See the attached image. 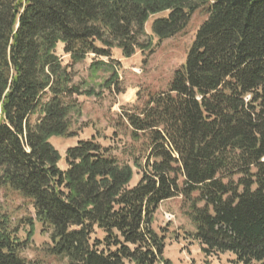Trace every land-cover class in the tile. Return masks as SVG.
Here are the masks:
<instances>
[{
	"label": "trees",
	"instance_id": "16d2710c",
	"mask_svg": "<svg viewBox=\"0 0 264 264\" xmlns=\"http://www.w3.org/2000/svg\"><path fill=\"white\" fill-rule=\"evenodd\" d=\"M200 8L166 88L118 114L123 156L92 137L68 147L59 168L50 138L72 136L77 97L94 89L73 81L58 45L71 62L113 48L129 58L152 50L150 17L167 12L151 24L161 41ZM116 80L111 72L101 86ZM3 187L48 233L44 255L66 264H171L152 224L176 196L204 255L264 262V0H0ZM33 233V218L15 221L0 202V264H40L22 255Z\"/></svg>",
	"mask_w": 264,
	"mask_h": 264
},
{
	"label": "rangeland",
	"instance_id": "374dc122",
	"mask_svg": "<svg viewBox=\"0 0 264 264\" xmlns=\"http://www.w3.org/2000/svg\"><path fill=\"white\" fill-rule=\"evenodd\" d=\"M166 14L167 12H163L152 16L144 25L146 35L153 42L152 50H137L129 58L123 57L118 48H113L110 57L91 53L81 61L71 62L69 56L62 53V45H58L57 53L63 64H70L74 75L73 81L81 83L82 88L94 89L92 96L77 97L80 113L78 116H73L72 136L50 138L51 144L61 156L58 162L59 168H65L64 154L68 147L78 140L92 137L103 146L109 147L114 155L123 156V149L128 147L130 141L122 131V126L118 125V114L123 108L139 103L148 90L166 88L173 71L184 62L195 30L205 18V13L200 8L193 13L181 33L159 41L151 30V24L155 18ZM92 63L98 65L97 70L90 68ZM111 72L117 74V80L109 90L101 85L109 78ZM136 179L135 175L134 181ZM0 202L8 209L11 218L15 221L33 218L34 233L22 252L23 256L35 259L40 264H66L65 259L45 256L42 252L50 241L48 233L42 231L41 224L34 219L31 208L24 200L3 187L0 188ZM167 213L173 216L171 220L165 218L168 216ZM152 226L157 233L164 235V257L169 259L171 264H232L230 262L232 256L229 253L207 256L200 251L195 242H190L186 231L191 230L192 227L184 215L180 196L160 204L154 214ZM26 231L27 227L20 229L19 236L22 239ZM256 264H264V262Z\"/></svg>",
	"mask_w": 264,
	"mask_h": 264
}]
</instances>
